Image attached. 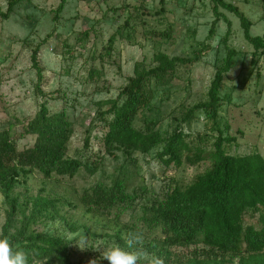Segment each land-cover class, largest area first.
Instances as JSON below:
<instances>
[{
  "label": "trees",
  "instance_id": "1",
  "mask_svg": "<svg viewBox=\"0 0 264 264\" xmlns=\"http://www.w3.org/2000/svg\"><path fill=\"white\" fill-rule=\"evenodd\" d=\"M212 1L215 19L208 36L213 34V26L221 16L217 8L232 12L239 19L244 38L254 47L252 63L256 51L264 53L263 38L250 34L251 21L237 6L225 0ZM63 2L57 12L62 10ZM15 3L16 0H10L6 10L0 11V20L9 18ZM123 26H128L127 20ZM119 33L123 34L120 30ZM83 35L86 37L87 31ZM227 38L228 30L223 37L225 44ZM115 39L116 34L108 38L103 53L106 57H110ZM38 48L39 45L30 55L37 83L42 79ZM226 50L222 65L209 82L207 99L191 106L179 103V117L173 119L175 123L167 130L159 127L164 116L152 103L156 86L170 84L177 66L190 64L197 57H169L161 51L153 54L150 63L134 64L132 75L114 99L96 103L94 116L85 129L82 150L86 154L67 155L73 122L66 109L50 112L45 101L21 125L17 136L12 124L1 129L0 194L5 203V220L0 236H7L15 248L23 249L28 264H91V246L81 256H75L70 241L44 234L35 226L60 219L71 232L82 228L93 237L96 234L84 224L66 220L61 208L69 202L63 196L45 191L44 187L33 195L27 183V178L34 174L41 180L58 183L83 170L88 175H104L103 180L84 188L79 200L84 214L107 227L109 232L103 236L114 238L116 244L124 246L128 234L136 232L151 235L148 242L137 247L150 253L151 258H161L163 264H264V157L256 149L244 154L232 152L236 148L235 138L224 134L218 119L223 100L220 90L235 55L232 48ZM100 74L91 67L86 81ZM197 112L202 115L205 132L191 130ZM138 120L140 126L136 125ZM97 123L104 130L102 150L93 155L86 149ZM24 136H32L33 142L18 149L16 140ZM152 151L153 159L164 171H183L186 167L197 171L186 180L176 174L163 177L157 193L148 195L144 184L128 191L127 181L135 175L141 177L137 156L146 157ZM107 157L116 163L110 173L103 169ZM18 187L24 188L22 195L15 192ZM136 207L140 212L133 215ZM128 210L131 219L120 225ZM255 214L258 223L245 224L246 218ZM151 258L145 257L141 264H150ZM97 264L108 261L100 260Z\"/></svg>",
  "mask_w": 264,
  "mask_h": 264
},
{
  "label": "rangeland",
  "instance_id": "2",
  "mask_svg": "<svg viewBox=\"0 0 264 264\" xmlns=\"http://www.w3.org/2000/svg\"><path fill=\"white\" fill-rule=\"evenodd\" d=\"M9 1L0 0V11L6 10ZM61 1L16 0L9 18L0 20V130L12 124L17 136L25 121L45 101L50 112L66 109L69 120L73 122L67 155L86 154L82 150L85 129L94 116L96 103L114 99L127 77L132 75L134 64L141 61L150 63L157 51L169 57H197L190 64L178 65L170 84L156 86L152 103L164 116L159 127L167 130L170 124L175 123L173 119L179 117V103L191 106L207 99L209 82L216 68L222 65L226 47H229L235 55L220 90L223 99L218 118L220 127L225 135L235 138L236 148L232 152L244 154L256 149L264 157V53L256 51L251 63L254 47L244 38L239 19L232 12L217 8L221 16L209 37L208 32L215 19L212 0H63L62 10L57 12ZM225 1L237 6L251 21L252 36H260L264 40V0ZM126 20L128 26L125 28ZM119 30L122 35H119ZM227 30L225 44L223 37ZM84 31H87L86 37ZM113 34H116V39L112 53L106 57L104 48ZM37 45L42 68L39 83L30 60ZM91 67L101 74L88 82L86 79ZM196 118L191 130L207 131L199 112ZM136 125L140 126L141 121L138 120ZM103 131L100 123L92 128L87 153L94 155L102 150ZM33 139L32 136L18 138L16 145L18 149L28 147ZM153 153L146 157L137 156L141 177L135 175L127 181L128 191L144 184L148 195L157 193L163 177L176 174L186 180L197 171L194 167L177 172L172 169L164 171L162 165L153 159ZM115 165V161L107 157L103 169L110 173ZM103 179L102 173L88 175L83 170L72 178L64 177L58 183L41 180L37 174L27 178L31 194L35 195L44 187L45 191L63 196L69 204H64L61 214L68 221L86 225L96 236L89 235L82 228L71 232L60 219L40 222L35 226L36 230L70 241L75 256H81L91 246L89 259L93 258L96 264L103 260L100 252L116 243L114 238L103 236L109 232L107 227L84 214L79 195L84 188ZM23 191L22 187L15 189L21 195ZM4 211L5 203L0 194V226L5 220ZM134 212L133 215L140 210L136 207ZM130 217V210L124 212L120 225ZM257 219L256 214L252 218L247 217L245 224H256ZM83 236L86 243H81ZM140 236L139 247L143 241L151 239V235L141 233ZM144 253V258H151L150 253Z\"/></svg>",
  "mask_w": 264,
  "mask_h": 264
},
{
  "label": "clouds",
  "instance_id": "3",
  "mask_svg": "<svg viewBox=\"0 0 264 264\" xmlns=\"http://www.w3.org/2000/svg\"><path fill=\"white\" fill-rule=\"evenodd\" d=\"M86 241L83 236L81 243H86ZM140 244V234L129 233L124 246L115 244L106 247L100 252V259L107 260L108 264H141L145 253L137 247ZM95 250L100 249L96 248ZM0 264H28V256L23 249L15 248L7 236H0ZM93 264L96 262L93 261ZM150 264H163V260L153 256Z\"/></svg>",
  "mask_w": 264,
  "mask_h": 264
}]
</instances>
